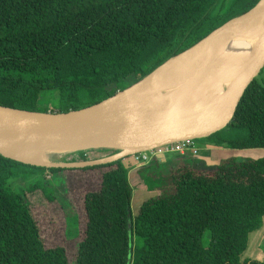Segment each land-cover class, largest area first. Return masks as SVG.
<instances>
[{
	"label": "trees",
	"instance_id": "1",
	"mask_svg": "<svg viewBox=\"0 0 264 264\" xmlns=\"http://www.w3.org/2000/svg\"><path fill=\"white\" fill-rule=\"evenodd\" d=\"M259 1L0 0V106L47 113L42 95L55 91L59 98L50 112L97 105ZM194 145L199 153L206 146L264 150V85L258 78L233 122L193 141L190 154L163 153L142 164L129 157L99 167L109 170L100 191L85 196V238L73 263L63 247H46L27 197L47 194L42 177L62 169L0 155V264H264L242 259L250 234L264 223V158L231 157L214 170H197ZM91 153L71 159L85 162ZM162 162L168 165L166 174L160 172ZM134 167L147 191L159 193L142 202L136 215L131 209ZM18 181L34 185L14 189Z\"/></svg>",
	"mask_w": 264,
	"mask_h": 264
},
{
	"label": "water",
	"instance_id": "2",
	"mask_svg": "<svg viewBox=\"0 0 264 264\" xmlns=\"http://www.w3.org/2000/svg\"><path fill=\"white\" fill-rule=\"evenodd\" d=\"M263 2L264 0H260L249 12L232 19L187 51L170 58L138 83L92 107L68 113H42L0 106V131L12 141V144H9L7 140L5 142L0 138V155L25 165L45 169L96 168L169 145L206 139L225 130L233 122L246 91L264 70V11L261 9L260 20L257 18L259 22L255 26L258 33L251 42L247 60L236 70L228 85L223 87L224 93L218 100L198 109L164 114L151 121L143 120V113L153 106H160L162 109L174 106L177 102L171 98L173 95L164 94L162 100L151 103L148 108L135 115L132 113L135 106H139L138 101L133 103L134 107L131 109L127 107L129 105L118 103L166 64L203 45L228 36L234 37L236 43H242L246 36L233 33L234 24L255 14ZM226 45L227 52H222L217 60L235 59L237 47L228 43ZM123 111H127L125 117H121ZM14 143L20 146L17 147ZM100 151L116 154L85 162L62 161L67 156ZM39 154H56L60 158L45 162L33 161L38 159ZM131 228L130 217V239ZM131 259L132 253L129 255V260Z\"/></svg>",
	"mask_w": 264,
	"mask_h": 264
},
{
	"label": "rangeland",
	"instance_id": "3",
	"mask_svg": "<svg viewBox=\"0 0 264 264\" xmlns=\"http://www.w3.org/2000/svg\"><path fill=\"white\" fill-rule=\"evenodd\" d=\"M264 85V70L258 77ZM58 92H50L42 95V107L49 108L50 111L56 110L58 101ZM49 111V112H50ZM211 151L213 148L204 147ZM193 151H196V161L193 164L197 170H214L221 160L226 158H237L239 161L248 159L264 158V150H246L223 152L220 149H214L213 154L209 156L199 153V149L194 145ZM185 155L190 152L185 150ZM228 153V154H225ZM111 152L91 153L88 160H99L111 156ZM75 155L67 156L62 159L63 162H73L71 159ZM128 159V158H127ZM178 164H175L177 167ZM139 167V166H137ZM137 167L130 172L131 184L133 187V198L131 209L133 215H136L142 202L158 192H148L141 182V176L137 172ZM168 165L161 163V173L168 172ZM174 165L171 167L173 168ZM109 168H85L62 170L55 174H49L42 177L43 183L49 191L44 194L42 191H36L33 194H27L31 204V212L35 218L43 240L47 248L63 247L66 251L67 259L73 263L77 257L79 244L85 238L87 215L85 212V196L91 192H97L101 186L102 175ZM154 172V170L152 171ZM156 172V171H155ZM155 175V174H154ZM34 182L26 183L18 181L13 184L14 189L29 190ZM210 233H206L204 242H208ZM243 260L249 259L257 262H264V223L263 227L250 234L247 251L244 253Z\"/></svg>",
	"mask_w": 264,
	"mask_h": 264
},
{
	"label": "bare ground",
	"instance_id": "4",
	"mask_svg": "<svg viewBox=\"0 0 264 264\" xmlns=\"http://www.w3.org/2000/svg\"><path fill=\"white\" fill-rule=\"evenodd\" d=\"M260 9L264 11V2L258 7L255 14L234 24L233 33L246 36L242 43H236L234 37L228 36L203 45L166 64L141 85L126 94L118 105L126 104L131 109L134 107L133 103L138 101L140 104L135 106L132 113L135 115L148 108L151 103L162 100L164 94L173 95L171 98L177 102L174 106L170 105L164 109L160 106H153L152 109L143 113L142 119L151 121L164 114L198 109L218 100L224 93L223 87L228 85L236 70L247 60L251 42L258 33L255 26L260 20ZM257 13L258 17H256ZM227 43L237 47L235 59L233 61H227L225 58L217 60L222 52H227ZM126 114L127 111H123L121 117H125ZM0 138L12 144L11 139L3 135L1 131ZM14 145L20 146L18 143H14ZM37 158L33 161L45 162L59 159L60 156L39 154Z\"/></svg>",
	"mask_w": 264,
	"mask_h": 264
},
{
	"label": "built area",
	"instance_id": "5",
	"mask_svg": "<svg viewBox=\"0 0 264 264\" xmlns=\"http://www.w3.org/2000/svg\"><path fill=\"white\" fill-rule=\"evenodd\" d=\"M191 146H192V142L178 143L148 153L138 154L133 156L132 158L135 160L136 163L142 164L147 162L151 157H155L163 153H183L185 150L190 149ZM193 152L196 153V151Z\"/></svg>",
	"mask_w": 264,
	"mask_h": 264
},
{
	"label": "crops",
	"instance_id": "6",
	"mask_svg": "<svg viewBox=\"0 0 264 264\" xmlns=\"http://www.w3.org/2000/svg\"><path fill=\"white\" fill-rule=\"evenodd\" d=\"M212 150H214V148L212 149ZM208 151V149H203L200 153H202L201 154V156L204 154V155H207V156H209V153H210V155H212L213 154V151ZM227 151H229V150H223V152H227ZM225 154H228V153H225Z\"/></svg>",
	"mask_w": 264,
	"mask_h": 264
}]
</instances>
